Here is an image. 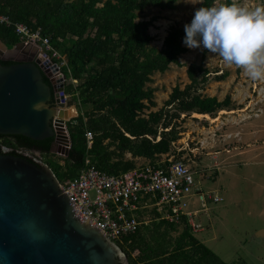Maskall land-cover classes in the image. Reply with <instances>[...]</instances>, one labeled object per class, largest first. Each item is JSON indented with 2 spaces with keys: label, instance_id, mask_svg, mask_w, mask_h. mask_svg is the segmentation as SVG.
I'll return each instance as SVG.
<instances>
[{
  "label": "trees",
  "instance_id": "obj_1",
  "mask_svg": "<svg viewBox=\"0 0 264 264\" xmlns=\"http://www.w3.org/2000/svg\"><path fill=\"white\" fill-rule=\"evenodd\" d=\"M213 3L214 0H201L197 9ZM149 8L172 11L177 3L176 0H0V16L8 17L13 24H25L32 31L40 29L66 61L64 74L77 80L76 85L66 86V95L73 97L79 110L78 117L67 123L71 149L67 158L54 162L57 169L65 168L66 179L76 178L84 168L87 132L93 134L92 164L104 173L119 175L136 169L138 158L148 159L154 165L162 156L172 155L174 144L181 138L177 122L193 114L214 119L218 112L232 110L230 96L219 101L200 93L211 81L203 57L202 63H192L187 68L189 83L183 89L175 87L165 106L152 111L157 107L155 90L148 86L152 76L166 73L172 65L179 66L180 57L189 49L183 42L184 27L179 26L171 28L161 49L152 45L150 28L155 19L139 21V14ZM0 41L8 49L21 42L14 27L5 24H0ZM2 64L12 65L7 61ZM227 77L224 74L214 80L224 82ZM45 82L50 84L47 78ZM52 143L53 139L33 141L22 136H0V154L24 157L20 150L27 149L55 156L51 154ZM51 163L47 164L61 180ZM153 216L150 224L116 243L129 264H226L197 240L189 227L179 230L176 225L160 220L156 211Z\"/></svg>",
  "mask_w": 264,
  "mask_h": 264
},
{
  "label": "rangeland",
  "instance_id": "obj_2",
  "mask_svg": "<svg viewBox=\"0 0 264 264\" xmlns=\"http://www.w3.org/2000/svg\"><path fill=\"white\" fill-rule=\"evenodd\" d=\"M227 1L219 0L216 3ZM194 2H181L172 11L149 8L139 14V21L155 19L150 28L153 46L161 49L172 27H184L192 21L201 0ZM240 2L252 7L264 6V0ZM205 50L202 47L189 49L187 54L180 57L179 66L172 65L166 73L152 76L148 86L155 90L157 104L152 111L165 106L175 87L183 89L189 83L187 68L192 63H202L204 57L203 64L211 72V81L200 93L216 97L219 101L230 96L232 110H222L226 112L224 115H221L222 111L218 112L214 118L219 119L216 122L197 118L193 114L176 123L181 138L174 145V159L183 161L201 175L209 176L202 188L206 192L217 191L223 198L220 203L210 202L208 211L200 215L198 222L203 230L194 237L226 264H264V238L257 236L258 231L264 230V80H251L243 69L225 63L222 57L209 50L204 53ZM224 74L228 75L224 82H215L216 76ZM74 105L77 106L76 101ZM72 107L78 116V108ZM230 129L238 130V133L232 135ZM206 140L211 144L204 145ZM180 152L184 154L180 156ZM54 155H41L40 160L52 162L51 167L57 171L62 182L66 179L65 168L57 169L54 162L57 158L65 157L61 153ZM126 157L131 159V155ZM162 159L164 156L159 160ZM135 162L138 167L150 164V160L144 158H138ZM153 217L152 214V221Z\"/></svg>",
  "mask_w": 264,
  "mask_h": 264
},
{
  "label": "water",
  "instance_id": "obj_3",
  "mask_svg": "<svg viewBox=\"0 0 264 264\" xmlns=\"http://www.w3.org/2000/svg\"><path fill=\"white\" fill-rule=\"evenodd\" d=\"M11 62L4 66L2 62ZM38 53L0 41V136L53 139L51 154L67 158L71 138L66 119L75 100L55 81ZM50 80V84L45 82ZM60 91L56 106L51 105ZM78 117V116H76ZM61 142L68 147L62 150ZM264 238V231L257 232ZM0 264H129L121 248L88 221L74 216L70 201L47 163L0 154Z\"/></svg>",
  "mask_w": 264,
  "mask_h": 264
},
{
  "label": "built area",
  "instance_id": "obj_4",
  "mask_svg": "<svg viewBox=\"0 0 264 264\" xmlns=\"http://www.w3.org/2000/svg\"><path fill=\"white\" fill-rule=\"evenodd\" d=\"M0 24L13 26L21 42L38 53L41 65L49 70L52 78L62 80L67 63L40 29L32 31L25 24H13L6 16H0ZM62 83L65 87L68 84L74 86L77 80L67 77ZM57 95L59 99L60 91ZM69 96L65 93L67 99ZM86 138L88 153L84 168L76 178L59 181L60 190L68 197L77 220L81 223L88 221L115 244L148 225L154 211L160 215V220L179 229L187 226L196 234L203 230L198 220L208 211L209 203L223 201L219 192H206L202 188L209 176L201 175L183 161L174 159L173 155L164 156L154 165L137 166L119 175L104 173L90 159L93 134L87 132ZM61 147L65 150L68 145L61 142ZM30 154L32 152L26 155ZM34 154V161L40 162V154ZM198 206L201 209H197Z\"/></svg>",
  "mask_w": 264,
  "mask_h": 264
},
{
  "label": "clouds",
  "instance_id": "obj_5",
  "mask_svg": "<svg viewBox=\"0 0 264 264\" xmlns=\"http://www.w3.org/2000/svg\"><path fill=\"white\" fill-rule=\"evenodd\" d=\"M194 0H176V3ZM184 44L204 48L236 65L253 81L264 80V6H248L240 0L214 3L196 9L184 25Z\"/></svg>",
  "mask_w": 264,
  "mask_h": 264
},
{
  "label": "flooded vegetation",
  "instance_id": "obj_6",
  "mask_svg": "<svg viewBox=\"0 0 264 264\" xmlns=\"http://www.w3.org/2000/svg\"><path fill=\"white\" fill-rule=\"evenodd\" d=\"M12 64H13V63H12ZM47 79H48V78H47ZM48 80H49V79H48ZM49 82H50V80H49ZM65 93H66V87H65ZM57 99H58V95H57V94H54V95H53V98H52V100H51V105H52V106H56V104H57ZM29 152H32V154H30L29 156L26 155V154L29 153ZM20 153L23 154L24 156L26 155L27 158L32 159V160H34V156H35L34 153H39L40 156L43 155V154H42L41 152H39V151H35V150H27V149H21V150H20Z\"/></svg>",
  "mask_w": 264,
  "mask_h": 264
},
{
  "label": "bare ground",
  "instance_id": "obj_7",
  "mask_svg": "<svg viewBox=\"0 0 264 264\" xmlns=\"http://www.w3.org/2000/svg\"><path fill=\"white\" fill-rule=\"evenodd\" d=\"M74 108L73 107H71V108H69L68 110H67V119H70V118H72V117H74V115L76 116V111L74 110ZM226 112H224V111H222L221 112V115H224ZM195 117H197V118H203V119H209L211 122H216V121H218L219 119H211L210 118V116L209 115H199V114H195L194 115Z\"/></svg>",
  "mask_w": 264,
  "mask_h": 264
},
{
  "label": "crops",
  "instance_id": "obj_8",
  "mask_svg": "<svg viewBox=\"0 0 264 264\" xmlns=\"http://www.w3.org/2000/svg\"><path fill=\"white\" fill-rule=\"evenodd\" d=\"M211 128H213V127H211ZM214 130V129H213ZM229 133L230 134H232V135H235V134H237L238 133V130L236 131V130H231L230 129V131H229ZM231 140H232V138H231ZM207 141V140H206ZM204 143V145H208V144H211V142H209V141H207V142H203ZM215 158H218V156H215ZM261 231H264V230H261ZM261 231H258V232H261Z\"/></svg>",
  "mask_w": 264,
  "mask_h": 264
}]
</instances>
